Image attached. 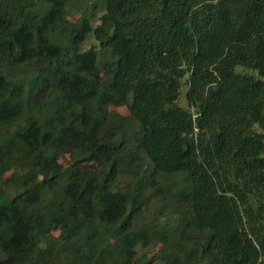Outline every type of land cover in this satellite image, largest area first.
Listing matches in <instances>:
<instances>
[{
  "label": "trees",
  "instance_id": "16d2710c",
  "mask_svg": "<svg viewBox=\"0 0 264 264\" xmlns=\"http://www.w3.org/2000/svg\"><path fill=\"white\" fill-rule=\"evenodd\" d=\"M75 1L0 0V264H264V0Z\"/></svg>",
  "mask_w": 264,
  "mask_h": 264
},
{
  "label": "rangeland",
  "instance_id": "374dc122",
  "mask_svg": "<svg viewBox=\"0 0 264 264\" xmlns=\"http://www.w3.org/2000/svg\"><path fill=\"white\" fill-rule=\"evenodd\" d=\"M95 2L97 3L96 7L94 6ZM71 7H72L71 10L69 11V13L66 15L65 18L66 23L69 24H75L81 16L91 15V12L93 11L92 12L93 17L91 18V23L92 26L95 27L99 23L100 15L103 13V6L100 0H76L74 3H72ZM91 46H94L97 49V51H99V54L102 55L106 54V51L98 45L97 41L92 36H89L86 39V41L83 43L82 49H87ZM97 71L98 73L103 74L101 68H97ZM109 110L111 112L116 113L118 116H125L128 113L126 106H120V107L111 106ZM57 159L64 166L70 164V156L68 154H60ZM82 167L86 169H90L95 172L98 171L99 169V165L93 161L83 163ZM60 226H61L60 223H56L51 230L52 234L54 235L57 234L59 232ZM158 248L159 245L155 248V251H157Z\"/></svg>",
  "mask_w": 264,
  "mask_h": 264
}]
</instances>
